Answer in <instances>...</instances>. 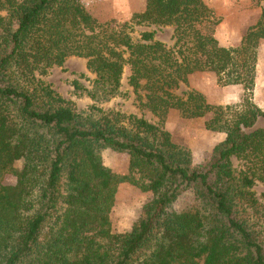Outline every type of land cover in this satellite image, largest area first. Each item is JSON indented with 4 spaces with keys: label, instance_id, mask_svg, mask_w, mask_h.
Returning <instances> with one entry per match:
<instances>
[{
    "label": "trees",
    "instance_id": "obj_1",
    "mask_svg": "<svg viewBox=\"0 0 264 264\" xmlns=\"http://www.w3.org/2000/svg\"><path fill=\"white\" fill-rule=\"evenodd\" d=\"M2 10L0 264H264V202L253 190L264 183V109L252 98L264 11L227 47L214 33L220 17L203 0H145L131 19L173 25L167 47L152 31L134 41L129 22H100L80 0H0ZM69 56L86 59L96 99L118 92L128 65V84L138 97L145 90L141 104L159 123L77 111L41 78ZM203 71L240 85L239 100L212 104L196 89L176 92ZM171 109L224 132L205 164L193 165L163 127ZM106 147L128 154L127 174L103 164ZM6 173L14 183L2 182ZM123 181L152 198L129 230L116 232L110 211ZM187 189L199 204L178 212L173 204Z\"/></svg>",
    "mask_w": 264,
    "mask_h": 264
},
{
    "label": "rangeland",
    "instance_id": "obj_2",
    "mask_svg": "<svg viewBox=\"0 0 264 264\" xmlns=\"http://www.w3.org/2000/svg\"><path fill=\"white\" fill-rule=\"evenodd\" d=\"M85 9L100 22L115 20L116 24L129 22L132 29L130 34L134 41L140 40V32L152 31L157 40L167 47L174 43L173 25H140L131 19L132 14L141 12L145 0H80ZM210 6L215 15L220 17V23L215 27V36L223 46H236L246 29L254 25L264 11V0H203ZM5 15V11H0ZM129 30V28L127 29ZM129 67L125 65L121 75V85L118 92L107 100L91 98L87 90L92 87L95 74L86 68V59L69 56L62 66H53L41 78L56 90L63 98L72 101L75 109L84 114L98 117L102 112H120L125 116L135 114L151 123H159L158 117L151 113L141 101H145V90L139 89L140 96L128 84ZM76 80L79 88H75ZM188 85L181 84L176 90L181 93L187 88L201 92L205 99L212 104H226L238 101L243 90L240 85H220L212 72H194L188 76ZM253 101L264 109V40L257 49V65L255 85L252 92ZM100 109V111H98ZM206 117L183 118L177 110L171 109L166 114L163 127L170 133L176 144L191 152L193 165L205 164L211 151L218 142L224 139V132L205 127ZM264 126V120L258 121ZM103 164L118 175L129 172V156L109 147L100 152ZM238 168L239 162L233 159ZM138 176V175H136ZM3 183H14L15 177L4 174ZM253 190L261 202H264V183H256ZM152 198L150 191H143L130 182L123 181L117 185L115 200L110 211L112 227L116 232L130 229L141 213L142 206ZM199 201L193 189L182 192L173 204L174 210L180 212L186 208L198 206Z\"/></svg>",
    "mask_w": 264,
    "mask_h": 264
}]
</instances>
